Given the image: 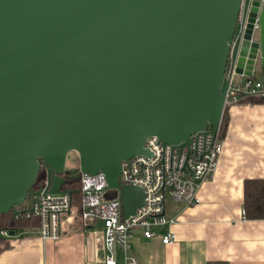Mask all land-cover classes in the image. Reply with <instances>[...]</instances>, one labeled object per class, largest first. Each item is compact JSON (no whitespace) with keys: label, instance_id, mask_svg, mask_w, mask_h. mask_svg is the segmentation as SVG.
<instances>
[{"label":"water","instance_id":"water-1","mask_svg":"<svg viewBox=\"0 0 264 264\" xmlns=\"http://www.w3.org/2000/svg\"><path fill=\"white\" fill-rule=\"evenodd\" d=\"M243 0H0V216L65 190L67 158L103 174L124 218L145 192L121 184L144 143L188 147L226 111V68ZM261 3L254 2L250 22ZM249 25L237 72L264 79ZM16 231L11 230L14 236Z\"/></svg>","mask_w":264,"mask_h":264},{"label":"crops","instance_id":"crops-1","mask_svg":"<svg viewBox=\"0 0 264 264\" xmlns=\"http://www.w3.org/2000/svg\"><path fill=\"white\" fill-rule=\"evenodd\" d=\"M224 116V151L215 176L200 189L199 204L170 200L166 215L177 220L170 229L176 241L164 245L160 237L135 235L131 250L139 264H264V219H247L244 206L245 183L264 180V103L229 105ZM77 156H68L66 168H76ZM75 216L62 219L59 240L41 239L40 227L15 230L2 243L0 264H100L108 254L102 222L84 228ZM116 251L123 264L124 252Z\"/></svg>","mask_w":264,"mask_h":264},{"label":"built area","instance_id":"built-area-1","mask_svg":"<svg viewBox=\"0 0 264 264\" xmlns=\"http://www.w3.org/2000/svg\"><path fill=\"white\" fill-rule=\"evenodd\" d=\"M255 1L264 6V0H243L241 6L225 71L229 87L226 107L247 99H264V79L237 72L249 25L253 27L252 38L261 30L259 15L253 23L250 22ZM220 129L214 134L213 127L209 126L206 131L192 135L189 146L183 148L164 146L157 137H153L144 143L151 156L139 155L123 162L121 184L135 186L145 192L143 206L134 216L124 218L119 193L108 190L103 174H81V200L78 206L74 205L73 195L44 194L48 186L45 180L41 193L29 197L22 207L17 208L19 214L15 216L18 218L25 213L28 218L40 219V236L44 241L60 239L61 221L67 215L75 214L84 228L102 222L104 246L108 254L100 264H118L116 249L124 252L123 264H139L131 250L135 235H142L146 239L160 237L164 245H171L176 241V235L170 229L177 220L167 217L166 204L170 200L181 202L186 207L199 204L200 189L215 176L224 151ZM11 230L0 226V250L3 241L11 237Z\"/></svg>","mask_w":264,"mask_h":264},{"label":"trees","instance_id":"trees-1","mask_svg":"<svg viewBox=\"0 0 264 264\" xmlns=\"http://www.w3.org/2000/svg\"><path fill=\"white\" fill-rule=\"evenodd\" d=\"M244 101H250L252 103H264V99H247ZM226 121L225 117L223 119L221 125V137L223 138L224 127ZM80 172V169L76 170H68L62 174V177L66 179V183L64 186L65 190L72 191L73 200L74 202L79 203L81 200V179L80 177H75L76 174ZM45 170L42 169L39 176L38 181L35 186V190H40L44 186V177ZM245 198H244V206H245V217L249 220H259L264 219V180H257V181H247L245 183ZM114 193V192H113ZM113 195H116L114 193ZM40 219L35 217H27L25 213L23 216L16 218L13 212H10L7 215L0 216V226L4 228H10L12 230H19L24 227L30 228H38L40 227ZM216 264H226V263H216Z\"/></svg>","mask_w":264,"mask_h":264},{"label":"rangeland","instance_id":"rangeland-1","mask_svg":"<svg viewBox=\"0 0 264 264\" xmlns=\"http://www.w3.org/2000/svg\"><path fill=\"white\" fill-rule=\"evenodd\" d=\"M255 36H257V34L255 35ZM78 157V156H77ZM77 163V166H76V168H67L68 170H76V169H80V164H79V157H78V159H77V161H76ZM80 204V202L79 203H77V202H74V205H76V206H78Z\"/></svg>","mask_w":264,"mask_h":264}]
</instances>
